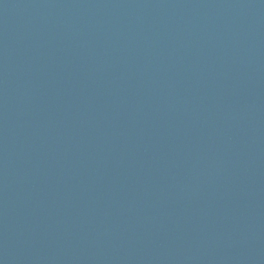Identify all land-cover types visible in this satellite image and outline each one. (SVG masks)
Wrapping results in <instances>:
<instances>
[{"label":"water","instance_id":"obj_1","mask_svg":"<svg viewBox=\"0 0 264 264\" xmlns=\"http://www.w3.org/2000/svg\"><path fill=\"white\" fill-rule=\"evenodd\" d=\"M0 264H264V0H0Z\"/></svg>","mask_w":264,"mask_h":264}]
</instances>
